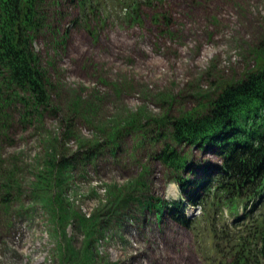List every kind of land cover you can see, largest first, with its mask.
Returning a JSON list of instances; mask_svg holds the SVG:
<instances>
[{
    "label": "rangeland",
    "instance_id": "1",
    "mask_svg": "<svg viewBox=\"0 0 264 264\" xmlns=\"http://www.w3.org/2000/svg\"><path fill=\"white\" fill-rule=\"evenodd\" d=\"M63 4L60 28L69 36L53 67L61 111L46 113L42 125L14 119L0 142V264H62L63 254L66 264H209L213 240L199 221L202 205L188 203L156 157L165 144L157 141L155 119L201 108L222 86L264 64V0H166L170 34L149 9L139 24L92 21L88 28L73 22L70 0ZM35 48L45 61L54 56L45 41L36 40ZM54 136L56 156L75 157L76 165L64 186L38 190L39 174L49 175L45 160ZM180 149L192 155L199 174L206 164L215 172L221 162L208 150ZM128 195L184 199V216L198 221L183 224L170 209L160 218L135 199L114 204ZM261 203L246 207L257 214ZM238 205L243 215L245 204ZM233 218L222 209V221ZM93 219L99 231L90 236Z\"/></svg>",
    "mask_w": 264,
    "mask_h": 264
},
{
    "label": "trees",
    "instance_id": "2",
    "mask_svg": "<svg viewBox=\"0 0 264 264\" xmlns=\"http://www.w3.org/2000/svg\"><path fill=\"white\" fill-rule=\"evenodd\" d=\"M65 1L0 0V142L14 119L23 126L42 125L46 113L56 117L61 111L53 98L57 89L53 67L58 64L56 56L64 54L69 36L59 22ZM165 1L70 0V3L73 22L84 27L89 28L92 21L96 26L110 21L139 24L149 9L153 11L151 20L165 25L164 33L170 34L172 23ZM38 39L54 52L49 61L36 50ZM200 107L178 116L168 111L155 119L161 128L157 141L162 138L165 144L156 157L170 169L188 203L202 205L203 216L199 221L206 222L213 240L209 264H264V211L255 214L246 207L257 198L264 207V64L222 86ZM135 125V120L129 124L130 128ZM119 133H114L112 141L118 139ZM49 142L51 152L45 160L49 175L39 174L35 185L38 190H48L52 184L64 186L72 178L76 165L75 157L60 160L56 156L57 137ZM182 147L214 153L221 161L216 173L209 164L203 166L204 174L197 173L199 166ZM91 152L83 154V158H91ZM183 171L188 174L183 175ZM42 198L48 205L53 204L51 196ZM57 199L62 200L58 196ZM131 199L137 200L142 208L154 207L160 218L170 209L172 216L183 224L190 226L198 221L184 216L181 211L184 199L168 202L161 197L128 195L117 198L114 204ZM239 203L245 204L243 215L237 212ZM223 208L234 214L232 221L220 219ZM65 218L63 213L60 220ZM97 224L99 221L93 219L90 236L98 233ZM66 262L63 254L62 264Z\"/></svg>",
    "mask_w": 264,
    "mask_h": 264
},
{
    "label": "bare ground",
    "instance_id": "3",
    "mask_svg": "<svg viewBox=\"0 0 264 264\" xmlns=\"http://www.w3.org/2000/svg\"><path fill=\"white\" fill-rule=\"evenodd\" d=\"M170 187H172V186H170Z\"/></svg>",
    "mask_w": 264,
    "mask_h": 264
}]
</instances>
